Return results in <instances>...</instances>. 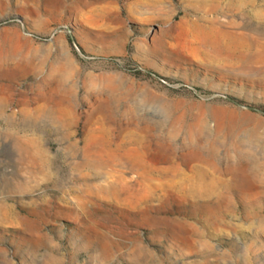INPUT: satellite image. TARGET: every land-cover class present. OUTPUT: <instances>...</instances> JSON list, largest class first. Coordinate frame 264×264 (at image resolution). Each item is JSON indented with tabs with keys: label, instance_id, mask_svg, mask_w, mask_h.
Masks as SVG:
<instances>
[{
	"label": "rangeland",
	"instance_id": "rangeland-1",
	"mask_svg": "<svg viewBox=\"0 0 264 264\" xmlns=\"http://www.w3.org/2000/svg\"><path fill=\"white\" fill-rule=\"evenodd\" d=\"M261 179L264 0H0V264H264Z\"/></svg>",
	"mask_w": 264,
	"mask_h": 264
},
{
	"label": "bare ground",
	"instance_id": "bare-ground-1",
	"mask_svg": "<svg viewBox=\"0 0 264 264\" xmlns=\"http://www.w3.org/2000/svg\"><path fill=\"white\" fill-rule=\"evenodd\" d=\"M214 10V7L212 6V8L209 9V11ZM207 19V18H206ZM209 19V18H208ZM211 19V18H210ZM209 24L208 25H204V26H197L198 29L200 31H202L205 36H204V41L206 42V44H211L212 46L215 47H225L226 44L220 40V37L218 34H212V32L215 29V25L212 23L211 20H208ZM196 24V23H195ZM219 27V26H218ZM217 29V27H216ZM223 32V31H222ZM222 32H220L219 34L222 35ZM204 42V43H205ZM204 127V126H203ZM130 136V135H129ZM133 138V137H132ZM139 139V138H138ZM171 148V147H170ZM169 148V149H170ZM167 149V150H169ZM199 149V148H198ZM171 150V149H170ZM172 152V151H170ZM208 152V151H207ZM206 152V153H207ZM196 150L192 149V150H188L186 153H184L183 158L185 160H193L194 158H196ZM171 154V153H170ZM213 154V153H212ZM103 155V154H102ZM101 154H97L95 158L93 159H86L84 160V165L89 167L90 169L93 168L95 170V172H93L95 175L98 176L99 171H98V167L102 165L103 163V156ZM116 155V154H115ZM182 155V154H181ZM113 159L119 161L121 159H116L117 156L111 155ZM180 156V155H179ZM242 156V155H241ZM174 157V156H173ZM203 159L208 160L209 157L208 155H206L205 157L201 154L200 156ZM109 158V157H108ZM169 158V157H168ZM176 158V157H175ZM199 158V156H198ZM200 158V159H201ZM144 159V158H143ZM225 160V159H222ZM213 161V160H212ZM227 161V160H226ZM242 161V160H241ZM172 162V161H171ZM224 162V161H223ZM230 162V161H229ZM176 163V162H175ZM205 163V162H204ZM234 163V162H232ZM114 164V162H113ZM128 164V168L132 171H135L138 173V178L137 179H167V181H170L171 184H173L172 186L174 187V189L180 193H189L191 195L196 196V190L197 188L199 189L204 187V184L208 183H212L213 188L214 187H225L227 190H229L230 187H238L240 188L243 192H248L252 189V180L251 179H243L241 176L235 175V179H210V180H206L209 179L210 177L208 176L209 173L205 171V169L203 168H198V167H192L190 173H185L183 170H181V168H179V166L176 164H171L168 166H157L156 164H149L148 165H139L138 163H127ZM144 164V163H142ZM222 164V163H221ZM242 164V163H241ZM207 165V164H206ZM209 167V166H208ZM242 167V166H241ZM230 168V167H229ZM101 169V167H100ZM234 170V169H232ZM113 171V170H112ZM208 171V170H207ZM240 171V170H239ZM121 176V175H120ZM209 178H206V177ZM113 177V176H112ZM176 177L179 178L176 180ZM206 178V179H205ZM212 178V177H211ZM130 179V178H129ZM264 182V179H261ZM125 182V181H124ZM131 184V183H130ZM126 185V184H125ZM251 185V186H250ZM108 186V185H107ZM106 186V187H107ZM197 187V188H196ZM251 187V189H250ZM102 188V187H100ZM120 188V187H119ZM98 189V188H97ZM103 189V188H102ZM124 189V188H123ZM101 190V189H100ZM125 190V189H124ZM105 191L108 192H116L115 189L113 187H108L106 188ZM202 191V190H201ZM122 192V191H121ZM146 194V193H144ZM150 194V193H149ZM146 198V197H145Z\"/></svg>",
	"mask_w": 264,
	"mask_h": 264
}]
</instances>
